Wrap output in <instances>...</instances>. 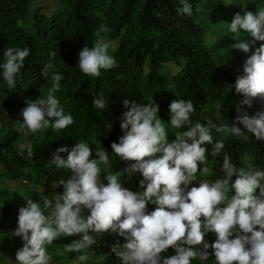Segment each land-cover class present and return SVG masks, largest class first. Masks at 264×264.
Instances as JSON below:
<instances>
[{"label": "clouds", "instance_id": "obj_1", "mask_svg": "<svg viewBox=\"0 0 264 264\" xmlns=\"http://www.w3.org/2000/svg\"><path fill=\"white\" fill-rule=\"evenodd\" d=\"M179 3L194 15L190 0ZM101 18L94 44L72 51L76 69L46 64L33 82L36 95L46 91L25 106L14 103L32 93L15 88L31 49L3 52L13 100L0 109V178L11 177L0 203L14 205L3 219L12 264H51L57 253L66 262L55 264H264V157L247 154L264 150V111L239 114L253 102L264 109V0L225 23L235 41L227 88L242 99L223 120L143 93L122 55L131 28ZM40 174L46 190L31 183Z\"/></svg>", "mask_w": 264, "mask_h": 264}, {"label": "trees", "instance_id": "obj_2", "mask_svg": "<svg viewBox=\"0 0 264 264\" xmlns=\"http://www.w3.org/2000/svg\"><path fill=\"white\" fill-rule=\"evenodd\" d=\"M251 1L190 0L194 15L187 17L177 11L181 7L179 0H0V62L7 47L31 49L15 89L21 91L22 86L26 93L32 94L20 97L14 105L25 106V100L38 99L46 91L43 88L36 95L33 84L46 64H56L60 67L58 72L64 74L70 68L76 69L74 62L78 57L74 58L72 51L78 56L85 45L94 44L103 24L102 15L104 25L111 30L119 24L131 28L133 42L122 55L137 67L135 83L143 93L161 101L177 97L190 100L196 113H214L222 120L231 114L238 115L237 106L242 98L234 91L228 92L230 82L226 74H232L233 68L225 63L235 41L227 34L225 23H231L236 13L243 15L248 11ZM230 2L234 4L227 5ZM247 39L244 35V40ZM59 40L67 54L62 64L57 57L62 53L56 44ZM10 91L0 77V109L13 100ZM217 103L222 104L219 113L215 109ZM263 111L261 104L253 102L251 107L241 106L239 114L251 117ZM258 151L250 149L247 154L252 159L264 157L262 147ZM10 178L3 174L0 185L5 187ZM31 183L34 188L47 189L41 174ZM0 193L5 191L1 188ZM12 208L10 201L0 203V264H12L18 250L14 238L8 235L13 228L3 221L12 222ZM63 257L53 255L51 264L66 262ZM194 264L201 263L194 261Z\"/></svg>", "mask_w": 264, "mask_h": 264}, {"label": "rangeland", "instance_id": "obj_3", "mask_svg": "<svg viewBox=\"0 0 264 264\" xmlns=\"http://www.w3.org/2000/svg\"><path fill=\"white\" fill-rule=\"evenodd\" d=\"M50 6L53 7V6H52V3H50ZM101 17H102V15H101Z\"/></svg>", "mask_w": 264, "mask_h": 264}]
</instances>
